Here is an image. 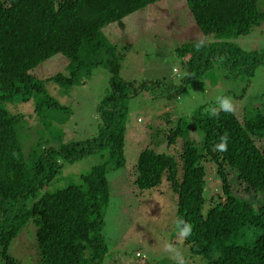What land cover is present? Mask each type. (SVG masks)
Wrapping results in <instances>:
<instances>
[{"label":"trees","instance_id":"16d2710c","mask_svg":"<svg viewBox=\"0 0 264 264\" xmlns=\"http://www.w3.org/2000/svg\"><path fill=\"white\" fill-rule=\"evenodd\" d=\"M157 1L0 0V256L4 264H19L9 249L32 220L37 227L36 264H103L108 253L102 233L110 201L107 172L126 165L129 108L125 100L129 95L152 86L147 94L154 99H173L218 63L227 65L228 76L250 78L264 65V49L246 50L232 40L264 23L259 0H184L207 37L199 52L195 42L176 49L185 59V85L176 91V85L157 79L136 88L119 74L118 45L104 29L114 22L124 27L126 17ZM57 54L67 57L66 73L46 79L32 73ZM97 66L111 71L109 89L98 103L97 134L59 148L35 147L34 141L26 152L20 137L25 128L20 125L22 115L2 103L35 97L38 108L61 107L45 82L78 84L90 78ZM208 109L200 107L196 117L201 140L192 135L184 117L168 127L162 144L171 147L182 139L180 160L156 147L142 150L135 164L134 185L141 191L151 190L166 177L175 194L178 218L192 224L185 243L205 264H264V110L249 116L245 106L240 118L235 111H220L212 117ZM225 133L227 151H214ZM103 150L109 151L108 156L81 174V183L40 194L59 174L62 161L75 162ZM208 162L217 166L222 190L207 205ZM227 169L237 173L246 195L234 192ZM249 229L259 232L251 237Z\"/></svg>","mask_w":264,"mask_h":264},{"label":"rangeland","instance_id":"374dc122","mask_svg":"<svg viewBox=\"0 0 264 264\" xmlns=\"http://www.w3.org/2000/svg\"><path fill=\"white\" fill-rule=\"evenodd\" d=\"M258 7L264 9V0L258 1ZM104 31L108 39L118 45L117 55L122 65L119 74L124 79L133 82L136 88L144 81L164 80L168 86L176 85V91L185 85L183 78L187 74L185 59L177 53V47L204 37L184 0L157 1L126 17L124 27L114 22ZM232 40L246 50L264 49V23L250 34ZM66 64L67 57L57 54L37 66L32 73L46 79L60 71L65 72ZM227 71V65L218 63L208 73L190 82L180 96L173 99H154L147 94V91H152V86H149L139 89L137 95L131 93L125 100L129 108L125 140L127 161L124 167L107 172L110 201L105 209L102 233L108 253L103 264H174L163 250L168 242L184 253L186 264H205L201 256L191 253L184 239L177 237L174 223L178 218V208L166 177L159 187L141 191L134 185L135 164L142 150L148 146L175 154L180 160L182 139L171 147L162 144L166 142L168 127H173L179 117H184L188 119L192 135L201 140L196 125L198 109L216 105L218 96L232 97L235 112L240 118L245 106L249 116L255 117L259 109L264 110V65L256 68L252 78L247 75L228 76ZM110 76L111 71L107 67L97 66L90 78L78 84L61 86L46 81L47 90L61 107L46 105L38 108L35 97L26 101H4L5 108L22 115L20 125L25 128L20 131V137L26 152L34 141L35 147L59 148L73 140L94 137L100 121L98 103L109 89ZM108 152L103 150L71 163L62 161L59 174L40 190V194L81 183V174L102 162ZM206 165L205 198L208 205L211 196L217 198L221 194L222 181L217 174V166L212 162ZM226 172L234 192L246 195L244 186L237 181V173L232 169ZM36 229L34 221H29L10 246L9 252L19 260V264L37 263ZM258 232L249 229L251 237ZM137 252L141 256H137ZM0 264H4L1 256Z\"/></svg>","mask_w":264,"mask_h":264},{"label":"clouds","instance_id":"9594fccd","mask_svg":"<svg viewBox=\"0 0 264 264\" xmlns=\"http://www.w3.org/2000/svg\"><path fill=\"white\" fill-rule=\"evenodd\" d=\"M207 37L198 38L194 43L195 51L199 52L205 47ZM218 107L209 106L208 112L212 117H218L220 111L226 113H233L235 111V104L233 98L230 96L222 95L216 98ZM220 142L214 145V151L224 152L227 151L228 134L225 133L219 138ZM174 228L179 240L186 239L192 233V224L183 219L178 218L174 223ZM163 250L169 254L170 259L174 264H186L184 253L173 243L168 242L164 245Z\"/></svg>","mask_w":264,"mask_h":264},{"label":"built area","instance_id":"2783aa9c","mask_svg":"<svg viewBox=\"0 0 264 264\" xmlns=\"http://www.w3.org/2000/svg\"><path fill=\"white\" fill-rule=\"evenodd\" d=\"M137 256H141V253L140 252H137Z\"/></svg>","mask_w":264,"mask_h":264}]
</instances>
